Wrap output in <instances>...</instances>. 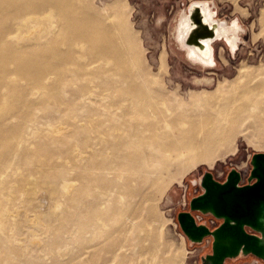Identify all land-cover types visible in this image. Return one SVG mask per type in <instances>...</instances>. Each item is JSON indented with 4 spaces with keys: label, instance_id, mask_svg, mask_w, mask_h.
Segmentation results:
<instances>
[{
    "label": "bare ground",
    "instance_id": "obj_1",
    "mask_svg": "<svg viewBox=\"0 0 264 264\" xmlns=\"http://www.w3.org/2000/svg\"><path fill=\"white\" fill-rule=\"evenodd\" d=\"M115 3L98 11L90 1L79 9L73 0H0V264L134 261L137 231L119 188L136 180L121 185L109 174L154 182L163 170L236 152L237 136L264 123V70L190 100L170 93L148 77ZM239 29L238 19L220 20L207 1L193 2L177 38L190 60L212 68L214 43L235 52ZM97 90L107 93L104 103ZM152 244L154 264H174L159 255L157 238Z\"/></svg>",
    "mask_w": 264,
    "mask_h": 264
},
{
    "label": "rangeland",
    "instance_id": "obj_2",
    "mask_svg": "<svg viewBox=\"0 0 264 264\" xmlns=\"http://www.w3.org/2000/svg\"><path fill=\"white\" fill-rule=\"evenodd\" d=\"M86 1H90L98 11H111L117 0H73V3L81 9ZM201 1L209 3L218 19L227 22L238 19L240 26L239 48L235 52L224 41L214 43L216 64L212 68L190 60L177 38L181 17L189 13L193 2ZM119 11L136 39L137 51L148 77L162 81L170 93H177L186 100L203 93H215L220 87L234 83L242 72L264 70V0H121ZM19 84L23 86L25 81L21 80ZM106 95V92L97 90V101L104 103L105 100H99ZM110 125H105L108 129L104 138L108 142L114 140L110 135L114 129L109 128ZM233 145L237 147L236 152L225 153L222 149V155L214 161H198L197 158L193 167L188 169H174L171 174L163 170L162 176L154 178V182L142 181L143 174L135 176L128 170L109 174L110 179L121 185L136 180V184L119 188L124 196L121 203L130 204L128 212L133 213L137 231L133 242L138 246L137 259H125L124 264H154L151 261L153 251H148L153 246V237L159 243V255L173 258L174 264H201L202 257L211 253L212 239H204L202 243L191 242L179 225L178 214L190 211V201L203 192L200 180L207 171L212 172L215 179L225 181L229 172L236 169L241 173V184L249 182L253 154L264 153V123L258 129L246 128ZM96 154L101 158L111 157L113 153L98 151ZM91 157L79 164L87 165ZM67 167L70 168L71 164L68 163ZM87 170L90 171L91 167ZM18 173L20 178L26 172L21 169ZM69 173L67 177L76 181L77 172L71 170ZM119 190L114 188L116 196ZM112 198H116L115 195ZM114 235L122 238L120 232ZM83 258L74 264H97L102 261V257L95 260ZM226 264L264 262L252 255L241 254L227 260Z\"/></svg>",
    "mask_w": 264,
    "mask_h": 264
},
{
    "label": "water",
    "instance_id": "obj_3",
    "mask_svg": "<svg viewBox=\"0 0 264 264\" xmlns=\"http://www.w3.org/2000/svg\"><path fill=\"white\" fill-rule=\"evenodd\" d=\"M251 164L247 184H241L242 176L236 169L225 181L205 172L203 192L190 201V211L178 214L179 225L191 242L212 238L211 253L202 257V264H226L241 254L264 261V153H254ZM193 211L209 213L222 222L210 230L197 224Z\"/></svg>",
    "mask_w": 264,
    "mask_h": 264
},
{
    "label": "built area",
    "instance_id": "obj_4",
    "mask_svg": "<svg viewBox=\"0 0 264 264\" xmlns=\"http://www.w3.org/2000/svg\"><path fill=\"white\" fill-rule=\"evenodd\" d=\"M200 185H201V180H200ZM193 215L196 219L197 224L206 225L210 230L216 229L222 222L220 219L216 218L215 216H213L209 213H203L200 211H193ZM249 232H251V230H249ZM208 238H211V237H207V238H205V240H207ZM258 260H260V259H258Z\"/></svg>",
    "mask_w": 264,
    "mask_h": 264
}]
</instances>
